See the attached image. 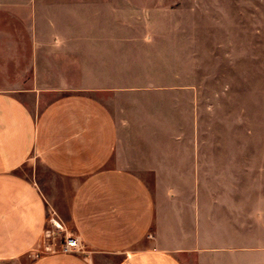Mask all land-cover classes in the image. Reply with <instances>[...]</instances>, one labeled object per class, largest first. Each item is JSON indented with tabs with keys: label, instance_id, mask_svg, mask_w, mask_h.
I'll return each mask as SVG.
<instances>
[{
	"label": "crops",
	"instance_id": "0c3cea01",
	"mask_svg": "<svg viewBox=\"0 0 264 264\" xmlns=\"http://www.w3.org/2000/svg\"><path fill=\"white\" fill-rule=\"evenodd\" d=\"M167 1L0 0V264H264V151L205 138L197 93L122 78L119 26Z\"/></svg>",
	"mask_w": 264,
	"mask_h": 264
},
{
	"label": "rangeland",
	"instance_id": "374dc122",
	"mask_svg": "<svg viewBox=\"0 0 264 264\" xmlns=\"http://www.w3.org/2000/svg\"><path fill=\"white\" fill-rule=\"evenodd\" d=\"M163 11L119 26L130 48L125 63L139 68L123 80L149 85L147 93H197L205 138L237 139L241 154L263 152L264 0H168ZM22 173L59 183L34 158ZM64 237L48 239L59 247Z\"/></svg>",
	"mask_w": 264,
	"mask_h": 264
},
{
	"label": "built area",
	"instance_id": "2783aa9c",
	"mask_svg": "<svg viewBox=\"0 0 264 264\" xmlns=\"http://www.w3.org/2000/svg\"><path fill=\"white\" fill-rule=\"evenodd\" d=\"M57 219V214L54 212L53 217L50 218V222L54 225L55 231L60 233V231L65 230V227L61 222L57 223ZM64 240L61 249L65 253H73L80 247V241L77 237H66Z\"/></svg>",
	"mask_w": 264,
	"mask_h": 264
}]
</instances>
